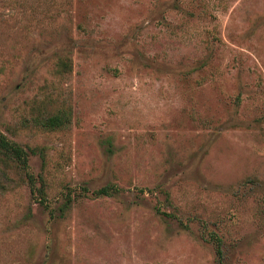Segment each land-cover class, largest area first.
Returning a JSON list of instances; mask_svg holds the SVG:
<instances>
[{"label":"rangeland","instance_id":"obj_1","mask_svg":"<svg viewBox=\"0 0 264 264\" xmlns=\"http://www.w3.org/2000/svg\"><path fill=\"white\" fill-rule=\"evenodd\" d=\"M0 264H264V0H0Z\"/></svg>","mask_w":264,"mask_h":264},{"label":"trees","instance_id":"obj_2","mask_svg":"<svg viewBox=\"0 0 264 264\" xmlns=\"http://www.w3.org/2000/svg\"><path fill=\"white\" fill-rule=\"evenodd\" d=\"M0 150L7 155L9 159H13L21 167H26L25 154L23 150L14 142L6 139L0 134Z\"/></svg>","mask_w":264,"mask_h":264}]
</instances>
